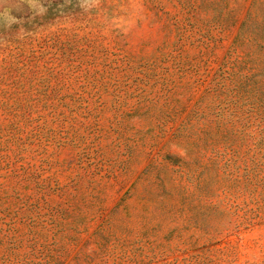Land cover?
Masks as SVG:
<instances>
[{
  "label": "rangeland",
  "instance_id": "1",
  "mask_svg": "<svg viewBox=\"0 0 264 264\" xmlns=\"http://www.w3.org/2000/svg\"><path fill=\"white\" fill-rule=\"evenodd\" d=\"M0 264H264V0H0Z\"/></svg>",
  "mask_w": 264,
  "mask_h": 264
}]
</instances>
